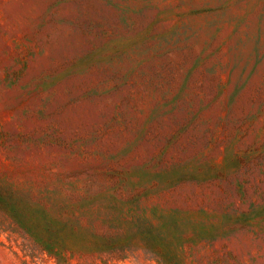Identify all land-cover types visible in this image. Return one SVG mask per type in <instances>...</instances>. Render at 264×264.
<instances>
[{"label": "rangeland", "instance_id": "374dc122", "mask_svg": "<svg viewBox=\"0 0 264 264\" xmlns=\"http://www.w3.org/2000/svg\"><path fill=\"white\" fill-rule=\"evenodd\" d=\"M0 264H264V0H0Z\"/></svg>", "mask_w": 264, "mask_h": 264}]
</instances>
